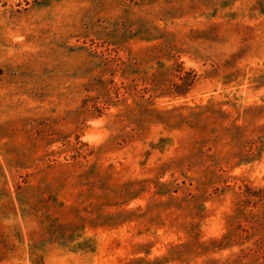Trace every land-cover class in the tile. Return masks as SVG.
Masks as SVG:
<instances>
[{
    "label": "rangeland",
    "instance_id": "1",
    "mask_svg": "<svg viewBox=\"0 0 264 264\" xmlns=\"http://www.w3.org/2000/svg\"><path fill=\"white\" fill-rule=\"evenodd\" d=\"M0 264H264V0H0Z\"/></svg>",
    "mask_w": 264,
    "mask_h": 264
}]
</instances>
